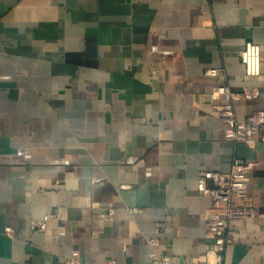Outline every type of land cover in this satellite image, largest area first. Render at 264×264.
Masks as SVG:
<instances>
[{
  "label": "crops",
  "instance_id": "obj_1",
  "mask_svg": "<svg viewBox=\"0 0 264 264\" xmlns=\"http://www.w3.org/2000/svg\"><path fill=\"white\" fill-rule=\"evenodd\" d=\"M219 86L264 110V0H0V264H213L199 177L257 163L264 211V142L226 138ZM232 229L226 263L263 264L264 216Z\"/></svg>",
  "mask_w": 264,
  "mask_h": 264
},
{
  "label": "built area",
  "instance_id": "obj_2",
  "mask_svg": "<svg viewBox=\"0 0 264 264\" xmlns=\"http://www.w3.org/2000/svg\"><path fill=\"white\" fill-rule=\"evenodd\" d=\"M240 58L247 77L254 78L261 75L262 56L259 45L248 42L241 51ZM208 74L218 76L220 71L210 70ZM214 95L225 99V105L220 110L219 116L227 125L226 138L228 140L251 148L255 147L258 140L264 142V110L253 112L245 119L238 118L235 112L236 102L259 97L257 88H245L239 92H232L225 86H219L215 89ZM256 167L257 163L234 159L230 171H207L199 177L197 184L199 193L212 199V206L207 211L206 231L207 237L216 247L213 264H228L223 254L226 247L233 242V222L264 216V211L253 205L249 195V175L255 171ZM47 220L48 217L42 221L32 222L31 229L33 231L45 229ZM7 233H12V230L7 229ZM147 242L151 247L158 244L156 238L147 239ZM152 261L153 264H175L171 256L154 249ZM78 263V252H73L72 256L65 261V264Z\"/></svg>",
  "mask_w": 264,
  "mask_h": 264
}]
</instances>
